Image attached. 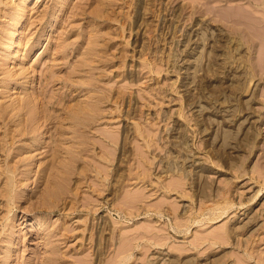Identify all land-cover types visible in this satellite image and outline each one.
Listing matches in <instances>:
<instances>
[{"label":"rangeland","instance_id":"obj_1","mask_svg":"<svg viewBox=\"0 0 264 264\" xmlns=\"http://www.w3.org/2000/svg\"><path fill=\"white\" fill-rule=\"evenodd\" d=\"M0 264H264V0H0Z\"/></svg>","mask_w":264,"mask_h":264}]
</instances>
